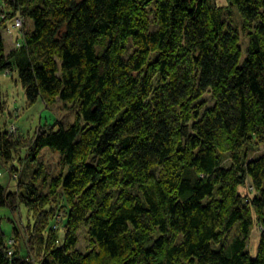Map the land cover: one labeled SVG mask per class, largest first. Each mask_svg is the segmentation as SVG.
I'll use <instances>...</instances> for the list:
<instances>
[{"label":"trees","instance_id":"obj_1","mask_svg":"<svg viewBox=\"0 0 264 264\" xmlns=\"http://www.w3.org/2000/svg\"><path fill=\"white\" fill-rule=\"evenodd\" d=\"M0 2V75L75 111L32 137L0 124V167L21 172L0 210L28 218L6 236L0 214V264H264V0ZM43 150L65 169L47 192Z\"/></svg>","mask_w":264,"mask_h":264},{"label":"rangeland","instance_id":"obj_2","mask_svg":"<svg viewBox=\"0 0 264 264\" xmlns=\"http://www.w3.org/2000/svg\"><path fill=\"white\" fill-rule=\"evenodd\" d=\"M216 1V0H214ZM14 18L12 21L6 23V28L2 31V38L4 41V47L6 52L13 49L14 43L21 39L22 26L15 27L16 20ZM223 20L225 23H231L234 27L239 28L241 25V19L238 12L233 9L229 13H225ZM26 29H31V21L26 20ZM26 31L25 29L23 32ZM18 38V39H17ZM12 41V42H11ZM241 52V60L245 58V38H241L239 42ZM16 76L0 75V84L2 85L1 91L4 95L6 101V113L3 115L0 124H4L10 135H21L24 137H32L35 130L40 126L52 125L59 122L65 126L72 124L75 119V111L69 104L65 105L59 101L54 102L52 105L46 106L41 100H38L36 104L27 106L25 101V96L22 88L19 84L15 83ZM38 163L42 165L44 172V192H47V187L53 177H56L61 172H65L64 168L60 165L59 155L52 153L48 150H43L38 157ZM19 167V166H18ZM18 174L9 173L5 169L0 167V185L5 186L7 192H17V181L20 179ZM41 183V181H38ZM240 193L244 194L245 190L241 189ZM0 214L2 216V228L6 236H10L11 226L21 229L23 232L25 227H22L20 223L26 224L28 218L25 215L24 210L20 209V215H15L14 212L9 214L8 211L1 209ZM59 215V214H58ZM60 216V215H59ZM55 217L56 224L59 222L61 224V216ZM27 218V222H26ZM85 228H81L77 233V245L76 248L80 252H85L87 250V241ZM25 233V231H24ZM257 233L253 230L249 241V248L252 251L256 248L258 244ZM23 239H26V235L23 234ZM21 235L19 239H13L17 241L14 243L13 249L16 248L21 250L26 247L22 246ZM24 252V251H22Z\"/></svg>","mask_w":264,"mask_h":264},{"label":"crops","instance_id":"obj_3","mask_svg":"<svg viewBox=\"0 0 264 264\" xmlns=\"http://www.w3.org/2000/svg\"><path fill=\"white\" fill-rule=\"evenodd\" d=\"M215 2H216V4L219 5V6H223V7L226 6V2H225V0H216ZM11 42H12V41H11ZM257 154H258V155H262V154H264V146L259 147V150H258V153H257Z\"/></svg>","mask_w":264,"mask_h":264},{"label":"built area","instance_id":"obj_4","mask_svg":"<svg viewBox=\"0 0 264 264\" xmlns=\"http://www.w3.org/2000/svg\"><path fill=\"white\" fill-rule=\"evenodd\" d=\"M1 3V2H0ZM0 7H1V4H0ZM22 26V22H21V20L18 18L17 20H16V23H15V27L17 28V27H19V26Z\"/></svg>","mask_w":264,"mask_h":264}]
</instances>
